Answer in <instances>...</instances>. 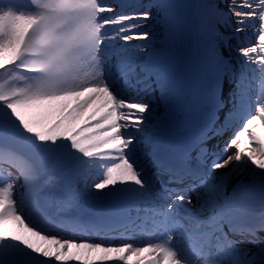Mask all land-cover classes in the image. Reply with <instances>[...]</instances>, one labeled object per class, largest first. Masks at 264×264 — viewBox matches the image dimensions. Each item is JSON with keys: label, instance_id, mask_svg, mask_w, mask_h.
Segmentation results:
<instances>
[{"label": "snow or ice", "instance_id": "snow-or-ice-1", "mask_svg": "<svg viewBox=\"0 0 264 264\" xmlns=\"http://www.w3.org/2000/svg\"><path fill=\"white\" fill-rule=\"evenodd\" d=\"M257 126L264 0H0V264H264Z\"/></svg>", "mask_w": 264, "mask_h": 264}, {"label": "bare ground", "instance_id": "bare-ground-1", "mask_svg": "<svg viewBox=\"0 0 264 264\" xmlns=\"http://www.w3.org/2000/svg\"><path fill=\"white\" fill-rule=\"evenodd\" d=\"M125 2H128V0H125ZM257 130V134H258V136L259 137H261V138H264V129H261L260 127L259 128H257L256 129ZM221 171H224V172H226V171H228V169H224V170H221ZM65 228H67V229H69V230H73L71 227H65ZM61 231V230H60ZM136 238H138V239H144V237L143 236H137L136 235ZM135 259V258H134Z\"/></svg>", "mask_w": 264, "mask_h": 264}, {"label": "rangeland", "instance_id": "rangeland-1", "mask_svg": "<svg viewBox=\"0 0 264 264\" xmlns=\"http://www.w3.org/2000/svg\"><path fill=\"white\" fill-rule=\"evenodd\" d=\"M247 42V41H246ZM259 84V81L257 80V85ZM257 128H259V126H257Z\"/></svg>", "mask_w": 264, "mask_h": 264}]
</instances>
